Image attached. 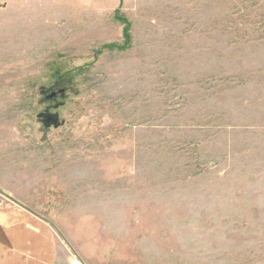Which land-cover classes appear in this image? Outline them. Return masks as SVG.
I'll list each match as a JSON object with an SVG mask.
<instances>
[{
    "label": "rangeland",
    "instance_id": "rangeland-1",
    "mask_svg": "<svg viewBox=\"0 0 264 264\" xmlns=\"http://www.w3.org/2000/svg\"><path fill=\"white\" fill-rule=\"evenodd\" d=\"M7 207L47 264H264V0H0Z\"/></svg>",
    "mask_w": 264,
    "mask_h": 264
},
{
    "label": "crops",
    "instance_id": "crops-1",
    "mask_svg": "<svg viewBox=\"0 0 264 264\" xmlns=\"http://www.w3.org/2000/svg\"><path fill=\"white\" fill-rule=\"evenodd\" d=\"M44 227L22 209L1 208L0 264H47L52 246L43 243Z\"/></svg>",
    "mask_w": 264,
    "mask_h": 264
},
{
    "label": "water",
    "instance_id": "water-1",
    "mask_svg": "<svg viewBox=\"0 0 264 264\" xmlns=\"http://www.w3.org/2000/svg\"><path fill=\"white\" fill-rule=\"evenodd\" d=\"M55 96H56V94H53V95L50 97V99L54 98Z\"/></svg>",
    "mask_w": 264,
    "mask_h": 264
}]
</instances>
